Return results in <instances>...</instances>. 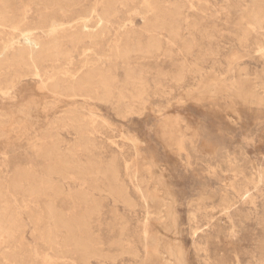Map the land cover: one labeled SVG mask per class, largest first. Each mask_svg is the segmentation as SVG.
I'll list each match as a JSON object with an SVG mask.
<instances>
[{"label":"rangeland","instance_id":"rangeland-1","mask_svg":"<svg viewBox=\"0 0 264 264\" xmlns=\"http://www.w3.org/2000/svg\"><path fill=\"white\" fill-rule=\"evenodd\" d=\"M262 1L171 0L169 10L180 11V36L170 37L163 29L169 51L153 57L130 53L121 59L109 54L103 66L115 76L116 84L108 98L100 91L92 97L53 96L40 91L41 80L31 74H23L15 87L7 90V99L0 92V264H68L69 257H59L57 252L63 233L56 237L55 245L47 244V231L53 223L45 210L52 206L71 218L83 210L79 196L86 192L101 205L99 214L89 220L91 233L105 252L119 254L118 240L137 241L146 214L141 194L153 191L158 182L164 189L169 184L174 194L177 224L190 253L189 264H264V106L246 96L255 85L253 95L264 96L260 87L264 84V18L259 24L252 17ZM15 4L26 10L31 22L44 19L45 10L37 0H15ZM147 15L130 5L122 8L119 17L133 16L137 30L133 37L145 40L142 30ZM102 46H97L99 52ZM71 55L68 67L80 64L81 46ZM235 55L232 64L244 65L249 75L238 77L236 68H230ZM54 64L47 62V69ZM178 68L185 74L181 84L171 80ZM130 71L133 78L147 82L146 100L133 96L134 86L127 83ZM218 71L228 79L214 78ZM205 80L215 85L198 88L197 84ZM230 82L237 89L226 91L225 84ZM180 88L190 90L182 92ZM217 103L220 109L213 106ZM127 106L134 112L142 110L144 115H127ZM168 106L184 119L180 151L175 144L167 147L157 133V115ZM7 109L12 115L1 117ZM237 109L239 119L232 122L231 117H236L225 112ZM71 119L83 133L70 126ZM48 148H56L64 163L45 156ZM136 148L143 149L144 160H157L153 165L158 173L150 174L143 168V158L136 155ZM75 161L85 167L71 169ZM110 164L116 166L136 201L134 207L93 190L94 184L102 188L107 184L93 173L95 167ZM53 166L55 170L51 171ZM17 182L21 185L16 186ZM202 191L208 197L198 201ZM163 195L170 201L167 191ZM147 204L150 211L158 205L157 200H148ZM8 218L15 220L6 234ZM166 219L169 222L171 216ZM123 258L128 261L126 255L118 261ZM103 264L110 263L106 260Z\"/></svg>","mask_w":264,"mask_h":264},{"label":"bare ground","instance_id":"bare-ground-1","mask_svg":"<svg viewBox=\"0 0 264 264\" xmlns=\"http://www.w3.org/2000/svg\"><path fill=\"white\" fill-rule=\"evenodd\" d=\"M37 1L41 3L45 10L44 19L40 23H34L28 20L26 10L24 8L19 9L15 4V0H0V92L6 94L3 99L8 98L7 95L10 91L7 90L14 88L23 74H31L40 79L41 85L39 90L50 93L53 96L92 97L100 91L105 98H108L113 95L116 84L115 76L103 66V61L109 54L114 55L115 58L118 56L121 59L127 58L130 53L136 54L137 56L153 57L161 52L169 51L167 46H165L163 29L166 30L170 37L178 38L180 36V26L178 25L180 11L178 8H175L173 11L169 10V3L171 0ZM130 5H135L139 9V13L144 15L149 13V15H147L148 21L142 30L146 33L145 40L137 35L133 37L135 35L133 31H137L134 29L133 16H128L126 18L119 17L122 8H128ZM256 11L257 12L252 15L253 20L261 24L262 18H264V0L257 5ZM69 44L71 47H69ZM100 44L103 45L102 52L97 50V46ZM78 46H81L82 54L80 64L68 67L67 61L71 58L73 49L78 48ZM235 56L232 57V61L229 65L230 68H236L238 77L249 75L244 65L232 64V62L237 59V56L236 58ZM47 62H55V64L48 70L46 66ZM161 74L163 75V73ZM222 74L223 72L218 71L214 78ZM184 78L185 74L181 68H178L177 71L171 75V80L176 84H181ZM219 79L225 81L228 79V76H220ZM229 79L232 80V78ZM127 83L133 84L135 90L134 97L146 100L149 86H147V82L143 78H133L132 72L130 71L127 73ZM207 85L210 87L211 85H215V83L205 80L197 84L198 88L205 89L208 88ZM225 85L226 91L230 88L237 89V85H234V82ZM255 87L256 85L250 89V92L246 96L255 100L256 104H263L264 106V96H261L260 93L259 95H253ZM260 87L264 92V84ZM189 90L190 88H186V90H182V92H188ZM223 95H226L225 97L231 96L230 93H223ZM31 101L36 107L39 106L37 100L31 99ZM219 104L220 103H217L213 106H215L216 109H220ZM10 106H12L11 103ZM130 106L126 108L123 107L127 115L134 112ZM8 111V109L3 111L1 117L4 118L12 115L11 109L10 113ZM209 111L211 112L212 110L209 109ZM134 113L139 116L144 115L142 110ZM225 113L232 114L236 117V119L233 118V120L231 117L232 122L238 120L240 116L238 109L231 113ZM24 114L26 115V111H24ZM157 117V133L162 138L164 144L167 147L175 144L178 151L183 150L184 136L181 133V123L184 119L182 115L179 112H174L171 110V106H168L165 111L157 115ZM69 124L75 130L81 133L84 132V130L76 124L75 119H71ZM136 151V155L143 158V168L147 169L150 174H154L156 170L153 164H157V160L151 157L150 161H146L142 154L143 149L136 148ZM44 154L50 159H53L55 163H64L56 148L53 150L48 148L44 151ZM79 165L85 167V165L75 161L71 169H77ZM63 167L65 169L67 168V166ZM126 168L128 169L129 166L127 165ZM157 169L160 170L161 167L157 166ZM53 170H55L54 166L53 168L51 167V171ZM93 173L95 175H100L107 181L104 188L94 184V191L98 193L106 192L111 195L110 197H113L115 201H119L128 207L135 206L136 201L134 202L129 195V190H126L116 166L112 164L104 168L97 166ZM21 176L23 179L26 178L25 174ZM66 177L67 176L64 174V178ZM259 183L258 181L257 184ZM20 185L21 183H16V186ZM161 187H163L162 184L158 182V184L153 187V191H149L147 194H141L146 214L137 241H117L116 239V243H118L121 248L119 254L105 252L100 245L101 242L99 243V240L91 233L89 229V220L93 215L99 214L101 205L99 200L87 192L79 196V202L84 206L83 210L73 215L71 218H65L62 214L56 212L52 206L46 207V217L53 223L52 229L47 231V244L56 243V237L60 233H63V240L61 245L57 247V252L59 257H69L70 262L68 264H103L106 260H108L110 264H175L176 262L189 264L190 253L183 242L177 224L174 194L169 184H167L165 189ZM57 191L61 192V189H57ZM165 191H167L170 201L164 197L163 192ZM205 197H208V194L206 191H202L197 200H202ZM148 200H157L158 205L155 210H149L147 204ZM169 215L171 219L167 222L165 219L169 217ZM14 220L15 219L10 218L7 219V224L4 228L6 234H8L12 228ZM20 229L22 232L23 225H20ZM113 239L115 240V238ZM123 255H126L128 261H126L125 258L118 261L119 257Z\"/></svg>","mask_w":264,"mask_h":264}]
</instances>
